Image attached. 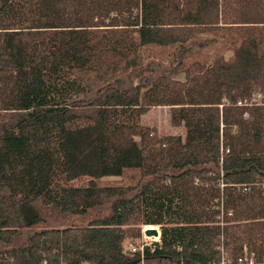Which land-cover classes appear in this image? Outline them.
Returning <instances> with one entry per match:
<instances>
[{
	"label": "trees",
	"instance_id": "1",
	"mask_svg": "<svg viewBox=\"0 0 264 264\" xmlns=\"http://www.w3.org/2000/svg\"><path fill=\"white\" fill-rule=\"evenodd\" d=\"M148 226L264 259V0H0V264H130Z\"/></svg>",
	"mask_w": 264,
	"mask_h": 264
},
{
	"label": "built area",
	"instance_id": "2",
	"mask_svg": "<svg viewBox=\"0 0 264 264\" xmlns=\"http://www.w3.org/2000/svg\"><path fill=\"white\" fill-rule=\"evenodd\" d=\"M149 230H156V236H146V232ZM161 243V230L159 226H148L144 227L143 235L140 239L136 241L135 244L126 243L124 245L125 253L131 254L135 258L134 262L130 264H164L158 260L150 258L146 249L150 248L152 251L154 248ZM172 264V263H166ZM220 264H264V259L258 261L253 256L245 255L238 259H230L226 255H223L222 261Z\"/></svg>",
	"mask_w": 264,
	"mask_h": 264
},
{
	"label": "rangeland",
	"instance_id": "3",
	"mask_svg": "<svg viewBox=\"0 0 264 264\" xmlns=\"http://www.w3.org/2000/svg\"><path fill=\"white\" fill-rule=\"evenodd\" d=\"M230 54H227L229 57ZM180 80H185L184 76L179 77ZM171 110L166 107H158L151 109L147 114H145L141 122L145 126H149L153 128L157 135L159 136H166V135H181L182 137L185 136V129L184 128H175L171 124ZM117 178H107L105 181H117ZM144 229V228H143Z\"/></svg>",
	"mask_w": 264,
	"mask_h": 264
},
{
	"label": "water",
	"instance_id": "4",
	"mask_svg": "<svg viewBox=\"0 0 264 264\" xmlns=\"http://www.w3.org/2000/svg\"><path fill=\"white\" fill-rule=\"evenodd\" d=\"M157 231L156 230H149L146 232V236H156Z\"/></svg>",
	"mask_w": 264,
	"mask_h": 264
}]
</instances>
